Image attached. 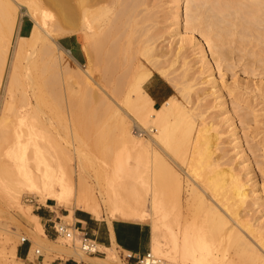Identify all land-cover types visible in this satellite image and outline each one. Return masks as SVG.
Masks as SVG:
<instances>
[{"label":"bare ground","instance_id":"obj_1","mask_svg":"<svg viewBox=\"0 0 264 264\" xmlns=\"http://www.w3.org/2000/svg\"><path fill=\"white\" fill-rule=\"evenodd\" d=\"M164 4L167 7H161ZM20 6L26 9L18 14ZM162 16L165 18L162 19ZM24 18L33 22L28 34L20 33ZM163 20L164 23L170 20L169 26H163ZM181 27H184L185 32ZM15 31L17 38L11 41ZM166 32L169 37L175 38V43L173 40L169 41V48L162 45L167 38ZM70 35H75L81 42L85 63L58 39ZM204 40L211 58L204 47ZM10 44L13 49L7 90L9 88L12 91V85L22 67L53 63L58 68L54 52H60L64 54L63 57L66 55L79 66V70H74L76 75L69 71L70 76L67 71L70 66L66 63L61 68L66 71H62L63 75L65 73L68 77L75 76L73 80L76 83L84 84L81 91L87 98L102 99L103 107H99L111 114L112 119L118 115L119 119L115 122L121 135L118 137L124 143L142 144L143 148L125 145L119 150L114 156L112 170L116 179L123 178L122 168L133 176L132 180H121L122 183L119 184L124 192L127 190L124 196L128 202L122 199L120 190L115 191L116 196L119 192L122 196L119 201L129 203L132 200L134 204L131 210H126L120 203L121 214L137 220L149 218L153 222L151 257L145 259L148 264H264V225H259L260 222L256 224L258 219L253 217L249 209L252 205L260 209L262 207L260 211L264 215V166L261 168L263 178L260 181L236 123L234 113L237 109L234 106L231 111L225 94L228 92L234 96L240 105L243 102L250 104V107L252 105L255 116L248 117V113L242 112L239 118L244 123L255 122L251 132L254 138L262 134L258 140V143H262L264 119L256 118V105L253 104L254 101L252 103L247 99L245 93L252 91L262 96L258 103L264 104V84L257 83L256 86L249 87V84L243 86L236 80L222 83L215 72L217 67L224 76V72L241 64L247 71L252 69V72L259 70L264 73V0H163L162 3L158 0H0V66L6 62V51ZM188 45L193 46L192 50L198 58L195 62L189 57L190 51H186ZM62 55L60 54V59H63ZM24 60L27 61L24 63L26 65L23 64ZM198 62L200 66L196 67L197 70L195 63ZM97 65V72L102 67L103 75L99 77L103 82L93 74ZM152 68L165 75H174L179 93L183 95L186 103L175 96L160 107L155 105L144 87L153 74ZM104 81L111 87L107 88L109 84ZM193 90L197 96H192ZM7 101H4L3 105L5 102L7 105L4 109H9L10 101ZM189 102L192 104H188ZM217 107L220 109L209 112ZM223 114L224 117H221ZM108 123L106 124L109 125ZM225 123L227 124L224 127ZM2 124L0 121V133L4 128ZM146 131L149 132V137H143ZM225 133H228L230 141L237 149L238 158L235 160L229 156L228 149L224 146ZM153 145L157 149H151L148 155L146 150ZM131 152L134 153L136 161L128 168L122 159ZM68 155L70 157V153ZM75 155L80 158L84 168L91 161H86L87 152L77 147ZM177 159L184 160V163L181 164ZM181 169L190 179L186 183L189 195L196 193L199 201L195 204L191 197L187 198L186 223L182 230H178L172 220H176V224L182 222ZM13 170L15 171L9 166L0 165V185L6 188L9 196L6 205L12 207L14 204L18 213L28 218L30 216L27 224L28 235L40 254L59 251L76 255L83 261L126 264L114 252L116 242L111 247H102L108 254L99 257L90 256L77 247L71 248L69 242L74 240L73 235L61 236L68 241L67 245L63 244L62 239V245L49 239L41 217L32 212V204L24 201L23 195L29 189L34 196L43 200H54L50 183L35 175L25 176L22 169L21 176L17 174V177L11 179L6 174ZM17 170L20 171L19 168ZM96 179L99 181L97 175ZM167 183L175 192V199L171 204L163 197L164 190L170 188ZM97 184L100 185V181ZM62 187L64 191L59 195V203H65L69 208V213L62 215L64 218L71 217L75 220L74 207L101 217V201L98 196H94L96 189L85 180L83 173L79 174L76 169L75 177L71 172L65 173ZM110 198L115 203L113 197ZM195 209H202V218H198L201 213H196ZM7 212L11 214L9 209ZM63 222L65 223L64 220ZM5 233L3 242H0L3 246L0 247V264H24L17 257L15 240L19 236L24 237L19 232V226L6 229ZM39 253L36 250L34 253L32 249L30 257Z\"/></svg>","mask_w":264,"mask_h":264},{"label":"rangeland","instance_id":"obj_2","mask_svg":"<svg viewBox=\"0 0 264 264\" xmlns=\"http://www.w3.org/2000/svg\"><path fill=\"white\" fill-rule=\"evenodd\" d=\"M160 1H161V3L163 2V0H160ZM160 1L158 0L159 3H160ZM163 6L167 7V4H164L161 7H163ZM25 9L26 8L24 6H20L18 8V14H20L21 12H24ZM181 12H182V8H181ZM183 13H184V9H183ZM162 17H163L162 19L165 18V16H162ZM166 22H168V21L166 20ZM169 23H170V20L168 23H164V20L162 22L163 26H164V24H165V26L166 25L169 26ZM32 24H33V22L29 18H24V20L22 21V29L20 30V33L28 34L31 27H32ZM165 29L169 30V27H166ZM181 30L183 32H185L184 27L183 28L181 27ZM166 33L167 34L165 36L167 38L165 39V41L162 45L165 46L164 48H169V46H170L169 43L173 39L175 40V38L172 36L169 37L168 32H166ZM16 34L17 33L15 31L13 36H12L11 41L16 40V38H17V36H15ZM195 34L197 36H200V34L197 32ZM165 36L162 38H165ZM168 38H171V39H168ZM58 39L63 45H66V47L70 48L72 53L82 63L86 62L85 55L81 49V42L79 40H77V37L75 35L60 37ZM161 40H163V39H161ZM174 40H173V42L175 43ZM165 43H167V44H165ZM67 44H73V47L67 46ZM204 44H205L204 47H205V49L208 50L209 57L211 58V53L209 51V47H208L205 40H204ZM166 45H167V47H166ZM12 49H13L12 45L10 44V48L7 47V51H6L7 52L6 56H5L6 62L0 66V100L2 99L0 101L1 102V105H0L1 108L0 109L2 110V111L0 110L1 111L0 121L3 122V124H4V128L2 129V131L0 133V144H1V146H0V165H6L12 169H15V171L13 170V172H10L9 174H6V175L8 177H11V179L17 177V174L21 176L20 173H21V169H22L23 173H25V176L27 174L28 175H35L39 179L47 180L51 185V193L53 194V197H54V200L48 199V200H52V202H54V205L52 208H54L57 212H59L60 207H65L68 211V212L64 211L63 214L59 215L58 220H56L57 224H58V222H60V219H61L62 224H65V225L68 222H69L68 224L72 225L73 222L75 221L71 217L68 219V218H64L62 216V215H65L64 213H66V214L69 213V208H68V206L65 205V203L64 204L59 203L60 202L59 201V195L62 194L64 191L63 187H62V180H63L64 174L67 172H71L72 175L75 177V169L77 170V172H79V174H80V172L83 173L85 180L88 183L90 182V184L92 183V185L94 186L93 188L96 189V190L92 189V191L94 190V192H93L94 196L95 197L98 196L97 198H99L101 201L102 208H103V212H102L103 216H105L107 219L123 217L125 219L129 218L130 220H137V219L132 218L131 216L127 217V216H124L121 214V209H120V208H122V207H120L121 204L123 205V207L126 210H131L134 204H132L133 202H131L132 201L131 198H130L131 201L129 203H127L129 200L127 201L126 196H124V194H127V193H125V192H127V190L124 192V190H122L121 186L119 185L122 183L121 180L124 182L125 179H123V178H119V179L117 178L116 179L115 177H113L114 173L112 170V163H113V159H114L115 154H117V152H119V150L123 149V147L125 145L126 146L135 145L137 147L143 148L142 144H140L139 142L135 143V144L129 143V142L124 143V141H122L121 137L120 138L118 137V135H120L119 134L120 131H119V129L117 130V126L115 123L116 120L119 119V117H117L118 115L114 116L112 119L111 114L109 115V113L107 114L104 110H102V107H103L101 105L102 99L95 98V97L94 98L93 97L87 98L83 94L82 89H84V87H85L84 84L76 83L75 80H73V79H75L74 78L75 76L70 77L71 74L69 72V71H72V73H74V70L77 71L79 66L73 60L67 58L66 55L63 57L64 54L62 55V53H60V52H57V51L54 52V57H56V60L58 61V65H59L58 68H57V64L55 66V65H53V63H47V64L37 63V64H33L32 66H30L28 68L22 67L19 70V75L17 77V80L12 85L13 93H12L11 89H9V88H8V90H9L8 91L6 86H7V82H8V74H9V70H10L9 67H10L11 58H12L11 57L12 56ZM192 49H193V46L188 45L186 48V51L187 50L190 51L189 57L193 62H195V61H197L198 58L195 55V51ZM58 53H59V55H58ZM60 54L62 55L61 57H63V59H60V57H59ZM66 58H67V61L65 60ZM211 60L213 61L214 66L216 67L214 60L213 59H211ZM25 61L26 60L23 61V64L27 62V61L26 62ZM62 62H64V64ZM66 63L68 64V66H70L69 67L70 70H69V68L67 69V71L70 74V76H69L70 79L67 75H65V73L63 75L62 71L66 72L64 70L65 68L61 69L62 66H64V67L66 66L65 65ZM24 65H26V64H24ZM177 65L175 66L176 68L178 67ZM199 66H200V62L195 63V68L199 67ZM97 67H98V65L94 67L93 71L95 73L93 72V74L97 79H99L103 75V70H102V67L100 66L98 68V72H99L98 73L97 69H96ZM196 69L198 70V68H196ZM152 70H153V74L154 73L160 74L162 77H164V79L169 84H171L174 87V90H175L174 94L172 96H170L169 98H167L165 101L176 96V98L179 99L181 102L186 103V101H184L185 98L184 97L182 98L183 95L181 96L179 93V90L177 87V82L174 80V75L172 73L165 75V74H162L156 68H154V69L152 68ZM215 72H216V76L219 78V80H221L222 83H224V82L230 83V82H234L236 80V81L240 82V84L243 86H245L246 84H249V87H254L257 85V83L258 84H261V83L264 84V73L263 72L261 73L259 70H255V72L254 71L252 72V69L247 71V70H245L244 66H242L241 64L236 65L233 68V70L231 69V70H227L226 73L224 72V76L221 75V73L217 67L215 69ZM73 75H76V74L74 73ZM222 77H224V78L222 79ZM64 78H66V79H64ZM99 80L100 81L102 80V82H103L102 78H100ZM260 81H262V82H260ZM104 83H105V81H104ZM105 84H107V83H105ZM108 87H111L110 84L107 86V88ZM108 90L110 91L111 88H109ZM9 92H11V93L7 94ZM247 92L245 93V96L247 97V99L251 100L252 103L254 101L253 104L256 105L255 106V109H257V111H256L257 117L256 118L259 120L264 119V110L262 109V108H264V104L262 102L258 103V101H260L262 99V96L254 93L252 91H247ZM11 94H13V96ZM195 94H196L195 90H193L192 96L193 97L197 96ZM225 94L227 95V99H228L227 104L230 106L231 111L234 109V106L237 109V112L234 113V115H236L235 119H236V123L238 124V127L240 129V134L242 137L244 147L246 148L247 153L250 157V160L252 161L256 176L258 177V179L260 181H262L263 173H262L261 168H262V165L264 166V141L262 143H258V140L260 137H262V134H260V136L254 138L251 131L254 129L253 127H254L255 122L244 123L240 120L241 118H239V115H242L241 114L242 112L248 113L247 114L248 117H254L255 115H254V112L252 110V105L250 107L249 106L250 104H248L246 102H243L240 105L235 101L236 98L234 96L228 94V92ZM4 95H5V97H4ZM1 96L4 98H2ZM245 96H244V98H245ZM254 96H255V98H254ZM11 97H12V99H11ZM209 98H212V96ZM253 99H255V100H253ZM263 99H264V97H263ZM5 100L6 101L8 100L7 103L9 101L11 102V103L10 102L8 103L9 109H7V107H5V109H4L6 102H5V105H3V104H4ZM241 102H242V100H241ZM163 103H165V102H163ZM188 104H192V103L189 102ZM161 105H158V107H160ZM99 106H102V107L100 108ZM218 109H220V108H218V107L212 108L211 111H209V112H212V111L214 112V111H217ZM100 111L102 114L100 113ZM224 115L225 114H223L221 117H224ZM109 116H111L110 117L111 120H109ZM126 116L127 115H125V117ZM101 119H102V121H101ZM106 119H108V120H106ZM126 119L130 122V119L128 118V116L126 117ZM104 120H105V122H104ZM108 122H112V123H108ZM98 123H100V124H98ZM106 123H108L109 125H107ZM130 123L133 124L132 121ZM104 124L107 125V127ZM226 124L227 123L224 124V127L226 126ZM113 126L116 127L115 130L112 129V128H114ZM109 130L111 133L109 132ZM103 132L105 134H103ZM154 132H156V129H154ZM148 133L149 132L146 131L144 133L143 137H149ZM108 134H110V135L108 136ZM112 134H114V135L111 136ZM105 137H106V139H104ZM114 137H116V138H114ZM223 138H224L223 140L225 141L224 146H226V148L228 149L229 156L234 160H235V158L237 159L238 158V155H236L237 149L234 147L233 142L230 141V137L228 136V133H225ZM76 147L80 150H84L85 152H87L86 161L88 159H89L88 161L91 160L90 162H88L89 164L86 163V165L88 164V166H86V168H84L85 166L84 167L81 166L80 158L77 155H75V148ZM107 149H108V151L112 150L113 153H112V151H111L112 154L108 151H105ZM151 149H153V150L157 149V146L156 145H153V147L150 146L149 150H148L149 152L146 150V153L148 155L151 153V151H152ZM69 153H70V157L68 155ZM184 155H186V154H184ZM184 157L182 156V158H184ZM179 160L180 159H177V161H179ZM182 161H184V160H182ZM182 161H179V162L181 164H183L184 162L182 163ZM171 163H173V162H171ZM174 165H175V167L178 168V166H176L177 164H174ZM185 165L187 167V164H185ZM185 165H184V167H185ZM18 168L20 169V171L17 170ZM178 169H180V167ZM95 171H97V172H95ZM180 171H181V175L183 178V182H182L183 186H182V191H181V204H182L183 216L181 218L182 222H180V224H176L175 223L176 220H172V223L175 225V227L178 230L179 229L182 230L184 228V224L186 223L185 217L187 215V212L185 210L187 209V198L191 197V200L193 203H195V202L198 203V201H199L198 200L199 197L196 193L192 194L191 196L189 195V192L186 189V186H187L186 183H187V181H190V179L182 171V169ZM96 175H97V177L101 183L100 185L97 184V182L99 183V181H96L97 180ZM76 176H79V175H76ZM117 181H120V182H117ZM168 186L170 187L169 184H168ZM118 190H120L122 193L121 194L119 192L120 195H123L122 199L123 200L125 199V201H127V202H123L121 200L119 201V199H121L122 196H120L119 193L117 196L115 195L116 194L115 191H118ZM99 191L101 193H99ZM164 193H165V194H163L164 200L167 201L168 204H171V202L175 199V192L172 190V187H170V188L167 187L164 190ZM111 196L113 197L115 203H112V200L110 198ZM7 197L9 198L6 188L4 186L0 185V229H2V230H0V242H3V240H4V237L6 235L5 230L6 229L7 230L8 229H15L16 226H19V232L21 235L30 238V236L28 235V230H27V224L29 223L30 216L28 218V216L18 213L17 207L14 204L12 207H8L6 205ZM101 199H103V201ZM106 199L109 202L106 201ZM23 200L32 204V207H33L32 212H34V213H36L37 211L40 210L38 206H40L43 203H46V201H47V200L41 199L38 196H34V194L29 189H27V191L25 190V193L23 195ZM115 204H116V207H115ZM124 205H126V206H124ZM194 208H196V207H194ZM256 208L257 207L253 206V205L251 207H249V209L251 210L250 213H252V215L255 219H258L257 220L258 222H256V224H259V222H260L259 225H261V223L264 225V215H262V213L260 211L262 209V207H261V209H260V207L257 209ZM7 209L10 210L11 214H9L7 212ZM195 211H197L196 213H201L200 215L196 214V216L199 215L198 218L203 217L202 209H195ZM112 212H114V213L112 214ZM243 212L244 211H242V213ZM63 220L65 221V223L63 222ZM66 220H67V222H66ZM41 221H42V223L44 222V220H42V219H41ZM137 221H141V222L146 221L145 223L149 222L148 224H149V226H151L150 228L153 230V222L149 218H148V220L145 219V220H137ZM19 223H21V224H19ZM51 224H53V223H51ZM47 227H48V233L52 234V232H56V229L54 227H50V226H47ZM263 228H264V226H262V229ZM61 236L64 237L63 234L59 235L57 233V235H56L55 240L58 244L62 245V243L64 242L63 244L67 245V244L71 243L70 244L71 248L77 247L78 250L82 249L81 248V240L78 237V235L74 238V240H72V242H69V243H68V241L66 242V240L64 238L62 239ZM161 238L163 240L164 239L166 240V238H164V237H161ZM58 239H60V240H58ZM61 239L63 240V242ZM15 241L17 242L16 244L18 246L19 243L21 242V237L20 236L17 237V239ZM12 243L13 242L11 241L10 244H12ZM0 245H1L0 247H3L2 243H0ZM5 246H7V243ZM36 249H37V246L34 245L33 246V252L34 253H35ZM114 252H115V254H117V257L119 260L122 259L121 261L125 262L126 264H129L126 262L125 259L121 258L123 253L127 254L126 251L121 250V248H119L117 245H115L114 246ZM86 253L90 256L93 255V254H90L88 252H86ZM107 254H108V251L106 250V255ZM64 255H72V254L59 252V251H52L49 253H45V260L43 263L49 264V261L55 259L57 256H64ZM106 255H104V256H106ZM35 256H37V254L34 255L33 257H35ZM74 256L78 260H81L76 255H74ZM84 262H85V264H102V263L96 262L94 260H92V261L87 260Z\"/></svg>","mask_w":264,"mask_h":264},{"label":"crops","instance_id":"obj_3","mask_svg":"<svg viewBox=\"0 0 264 264\" xmlns=\"http://www.w3.org/2000/svg\"><path fill=\"white\" fill-rule=\"evenodd\" d=\"M67 46L73 47V44H67ZM144 87L152 96L157 106L165 102L175 91L174 87L158 73H154L145 83ZM122 160L125 161L129 168L135 164L136 157L134 153L131 152L130 154L124 155ZM121 174L125 180L130 181L133 179V176L123 168L121 169ZM53 205L54 202H52V200H47L46 203L38 206L40 210L36 212L41 219L44 220L43 224L46 235L51 240H55L57 232H52V234L48 233L47 226L55 228L57 223L56 220H58L59 215L67 211L65 207H60L59 212H57L52 208ZM73 215L75 219L72 224L74 229L79 233H86L98 244L99 251L91 256L103 257L106 255V250L102 247H111L115 242L121 250L134 254H146L151 249L153 232L150 228L151 226L148 224L149 222L145 223L146 221L141 222L130 220L129 218L125 219L123 217L107 219L103 215H101V217H95L88 210L77 207L74 209ZM28 239L29 240L26 242H20L17 246L18 258L22 259L24 264H43L42 262L45 260V254H38L34 258L30 257L33 249V242L31 238ZM126 262L129 264H138L134 259ZM49 264H85V262L83 260H78L74 255H64L57 256L55 259L49 261Z\"/></svg>","mask_w":264,"mask_h":264},{"label":"built area","instance_id":"obj_4","mask_svg":"<svg viewBox=\"0 0 264 264\" xmlns=\"http://www.w3.org/2000/svg\"><path fill=\"white\" fill-rule=\"evenodd\" d=\"M59 225L57 226V223L55 225L56 232L60 234H65L67 236H77L81 240V248L90 254H94L99 251L98 244L96 243L95 240L91 239L86 233H79L74 229L73 225L69 224H62L61 221L58 223ZM28 237L24 236L21 238V242H26L28 241ZM39 249H36V253H39ZM40 254V253H39ZM146 257H151V251L147 252L146 254H134L131 252H127V254L122 255L121 258L125 259L126 261H129L131 259H134L138 264H148L147 261L145 260Z\"/></svg>","mask_w":264,"mask_h":264}]
</instances>
